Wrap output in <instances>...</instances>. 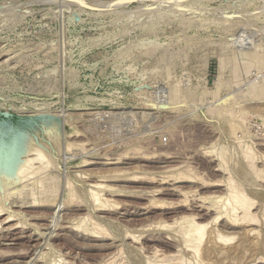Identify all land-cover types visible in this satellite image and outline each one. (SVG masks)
<instances>
[{
  "label": "rangeland",
  "instance_id": "1",
  "mask_svg": "<svg viewBox=\"0 0 264 264\" xmlns=\"http://www.w3.org/2000/svg\"><path fill=\"white\" fill-rule=\"evenodd\" d=\"M263 61L264 0H0V113L17 118L0 116V171L25 137L51 155L63 188L30 210L44 214L30 222L39 231L0 228V264L261 261L263 229L259 249L241 229L223 243L212 237L219 220L200 258L181 240L191 228L182 219L207 222L205 199L223 196L229 178L257 201L261 221ZM85 157L96 164L77 168ZM87 176L124 196L102 192L112 203L97 207ZM88 214L92 223L79 219Z\"/></svg>",
  "mask_w": 264,
  "mask_h": 264
},
{
  "label": "bare ground",
  "instance_id": "2",
  "mask_svg": "<svg viewBox=\"0 0 264 264\" xmlns=\"http://www.w3.org/2000/svg\"><path fill=\"white\" fill-rule=\"evenodd\" d=\"M258 59H259V57H258ZM223 60H222L221 64H223ZM263 63H264V61H263ZM221 69L223 70V66H222ZM262 73L260 72V74H262ZM239 97H240V94H239ZM103 115H106V114H103ZM101 116H102V114H101ZM75 136H78V133L76 131L72 130L69 133H67L66 138H71V137L74 138ZM23 138H25V137H23ZM23 138L18 139L16 141L15 145L12 146L10 154H9V157H8V162L6 163V165L0 171V228L2 226L4 228L7 226L5 229H7L8 231H12L11 233H13V234H14V231H17L19 229L35 228V231H39L38 227L35 226L36 224L35 225H30V222L31 221H43V219H45V217L42 219V216H44V214L43 215H41V214L40 215H34V214H32V212H31L32 210L31 209H34V208L44 209V208L50 207V203H52V201L50 202V199L52 197H55V195H57L59 193L60 189L62 188V187L60 188V184L61 183L58 180L57 174H54V173H57V172H53L55 170L54 167H56L54 165L55 162H51L50 159H52V158H50V157L48 158L47 157L49 154H47V152L44 153L45 152L44 150H40L41 147L38 148V146L34 147L33 145H29L28 140L25 141V142H22ZM26 143H28V144H26ZM73 146L74 145L69 144L68 145V149L71 150V147H73ZM49 156H51V155H49ZM163 156L165 157V155H162V157ZM246 156H247V154H246ZM223 157H224L223 154L219 155V159H221L222 163H224ZM250 157L252 158V156H250ZM250 157H248L249 160H251ZM253 157L255 159L254 155H253ZM87 158L95 159L94 156H89ZM87 158L85 157L82 160V162L79 164V166H77V168H84V167H87V166H89L91 164H96V163L88 162L89 160H87ZM246 159H247V157H246ZM254 159H252V160H254ZM110 160H114V159H110ZM36 163H39L38 166H36ZM117 164H119V162L115 160V161L109 162V163H107L105 165H117ZM252 164H253V162H252ZM250 166H251V164H250ZM254 167H256V166H254ZM253 174H255V173H253ZM83 176H82V178H83ZM87 177H88L87 179H89V181H91L93 183V185H91V186L96 191V192H91V194H93V201L95 202L94 204H96L97 207H103L104 208V207L107 206V204L112 203L111 200L110 201L109 200L106 201L105 199L103 200V198H102L103 194H101V193L105 192V191H109V193L110 192L111 193L112 192L113 193H116V192L119 193V191H117L113 187L111 188V187H109V186H107L105 184L96 182L99 179L96 180V181L92 180L91 178H93L94 175H93V177H91V176L90 177L87 176ZM134 177L135 178L132 179V180H134L135 182H138L139 178L136 177V176H134ZM179 178H181V175H180ZM93 179H95V178H93ZM104 179L105 178H103V180ZM100 180H102V179H100ZM196 180H198V179H196ZM105 181H107V180H105ZM29 182H30V184H29ZM190 182H192V181H190ZM218 182H220V181H218ZM218 182H217V184L210 185V186H219V187L223 186L222 183L224 181H222V183L220 182L221 184H218ZM226 182H227L226 183L227 185L224 183L226 185V187H227L226 190H225L226 193L223 196L215 197V198H213V197L211 198L210 197V198H206L205 199V201L208 200V202L206 204L210 205V202H211V205L210 206L208 205L209 208H207L205 206V208H207V209H203V210H207L206 213L204 214V216L208 219L207 222L201 223V224H197V223L194 222V217H184L182 219V221L183 220H187L188 222L187 221L186 222L188 223V225L187 224L186 225L191 227V228H186L185 227V231L186 232L184 231V228H183V231H184L185 235L183 234L184 235L183 236L184 240H181V241H184V243L186 242V243L189 244V246L186 245V244L185 245L192 249V251L196 254V257H199V254H200V257H201V253L203 252V251L201 252L202 247H203V243H204L205 239H207V236L209 235V233L212 232L210 230L208 232L209 226L210 225L213 226V223L216 225V223H218L219 220L222 221V222L225 221V224H223V230L220 229L216 233L214 232L216 234V236H213L214 234L212 232V237L213 238L216 237V240L218 238L217 241H219V242H220V240H222L223 243H226V242L229 243L232 240L235 242V240H237L236 237H238V235H240V233L236 232V231H238L236 229H241V231L247 233L248 239L252 238L253 240H256V239H258V238H260L262 236L261 231L264 230V221H262L264 219V210L261 212V217L263 219L261 218V221H260V219H259V215L260 214L254 213L252 211V210H256V207L258 206L257 201L255 199L249 197L248 193L245 192V189L243 188V186H241V188H242V191H241V188H238L240 186H237L239 184L237 183V185H236V183L232 180V178L231 179L229 178L228 180H226ZM65 183L66 184L63 185L64 189L67 190V192L69 193L70 197H73V194H74L73 185L71 184V182L69 180H67V182H65ZM30 186L37 187L38 193L37 194L35 193L37 191L35 188H34L35 192L34 191H30L31 189L28 190L27 187L30 188ZM178 187H180V186H178ZM243 189H244V191H243ZM172 190H174V189H172ZM118 196H124V195H118ZM210 199L212 201L209 202ZM68 201H70V200L68 199ZM71 201H72V199H71ZM101 201H104L102 203L103 204L105 203L106 205L100 204L99 202H101ZM67 203H69V202H67ZM67 203H65L63 207L68 206ZM57 206H59V205H57ZM57 206H56V209H57ZM82 207H84V206L83 205L77 206L76 209H75L76 212L78 213L80 211H83L84 209H82ZM95 208H96V206H95ZM92 209L93 210H97L98 208L97 209L92 208ZM97 211H103V209H99ZM262 213H263V215H262ZM89 218H90V216L88 214V217L87 216L86 217H81L79 219H81L82 221H87L88 220V222H89V220H90ZM91 218H92V216H91ZM90 221L92 223V220H90ZM176 223H177V221H176ZM181 223H183V222H181ZM73 224H74V222H73ZM98 225L100 226L101 224H98ZM83 226L82 225H80V226L76 225L75 227H77V229H74V230L79 232V234L83 233L84 235L93 236V237H96L94 235H96V234L98 235V232L100 234V230H103L104 232H106L105 231L106 229L105 230L101 229L102 226L101 227L97 226L100 229H97L96 227L92 226L93 228H96V229H93V232L90 233V232L87 231V228L85 229L86 226L85 227H83ZM243 226L245 228H243ZM258 228H259V231L256 230ZM80 230H83V231H80ZM84 230H86V231H84ZM97 230H98V232H97ZM243 238L245 239V237H243ZM263 238H264V234H263ZM16 239H18V238H16ZM260 239L262 240V238H260ZM209 241H213V240H209ZM260 241L256 242V245L258 247L257 249H259V246H262V245H259ZM219 242H217V243L219 244ZM234 242H232V243H234ZM262 243L264 244V241H262L261 244ZM230 244H231V242H230ZM247 245H248V243H247ZM238 248L240 249V247H238ZM239 249H237V250H239ZM229 250H230V248H229ZM234 251L236 252V250H234ZM195 254H194V256H195ZM55 256H56V254H55ZM199 258H198V260H199ZM192 259H193V257H192ZM39 260H41V257H40ZM39 260L37 259V261H39ZM62 260L63 259L61 258V260H60L61 262H59V261L55 262L54 261V262H51L50 264H64V261H62ZM198 260H197V262H198ZM260 260L262 261V260H264V258L263 259L261 258ZM51 261H53V260H51ZM261 261H258L255 264H262L263 262H261ZM192 262H195V261H192ZM197 262H195V263H197ZM183 263H185V261H183ZM65 264H66V262H65Z\"/></svg>",
  "mask_w": 264,
  "mask_h": 264
},
{
  "label": "water",
  "instance_id": "3",
  "mask_svg": "<svg viewBox=\"0 0 264 264\" xmlns=\"http://www.w3.org/2000/svg\"><path fill=\"white\" fill-rule=\"evenodd\" d=\"M0 116L5 118V119L13 118V115L10 113H0Z\"/></svg>",
  "mask_w": 264,
  "mask_h": 264
},
{
  "label": "built area",
  "instance_id": "4",
  "mask_svg": "<svg viewBox=\"0 0 264 264\" xmlns=\"http://www.w3.org/2000/svg\"><path fill=\"white\" fill-rule=\"evenodd\" d=\"M14 60H17V59H16V58H13V61H14ZM10 111H12V109L10 110V108H9V110H7L6 113H9ZM15 113H16V112H15Z\"/></svg>",
  "mask_w": 264,
  "mask_h": 264
},
{
  "label": "trees",
  "instance_id": "5",
  "mask_svg": "<svg viewBox=\"0 0 264 264\" xmlns=\"http://www.w3.org/2000/svg\"><path fill=\"white\" fill-rule=\"evenodd\" d=\"M13 121H17V118H16V117H14V118H13Z\"/></svg>",
  "mask_w": 264,
  "mask_h": 264
}]
</instances>
